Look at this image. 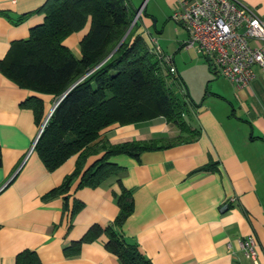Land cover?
<instances>
[{
    "label": "crops",
    "instance_id": "1",
    "mask_svg": "<svg viewBox=\"0 0 264 264\" xmlns=\"http://www.w3.org/2000/svg\"><path fill=\"white\" fill-rule=\"evenodd\" d=\"M44 1L0 0V59L11 42L27 39L29 30L42 22L43 14L35 9ZM132 1L127 0L130 9ZM180 1L141 0L142 16L134 33L150 35L151 26L161 31ZM241 1L264 21V0ZM88 26L87 21L62 40L76 58ZM177 26L175 41L180 48L187 33ZM252 72L250 82L241 87L206 73L205 93L189 97L184 115L196 133L193 138L142 151L136 158L112 156L110 161L121 170L93 188H75L74 179L66 209L60 195L48 199L42 195L73 170L77 155L47 170L32 147L38 125L30 109L20 104L32 95L40 98L42 122L52 97L19 87L0 73V264H14L15 255L24 249L33 250L41 264H120L104 250L103 235L82 243L76 254H63L89 225L112 221L118 212L113 196L117 182L130 190L133 205L119 230L151 264H254L236 242L246 235L255 241V264H264V69L253 65ZM177 134L156 117L113 123L99 132L98 140L117 143ZM100 154L86 157L83 168ZM73 199L82 206L70 214Z\"/></svg>",
    "mask_w": 264,
    "mask_h": 264
},
{
    "label": "trees",
    "instance_id": "2",
    "mask_svg": "<svg viewBox=\"0 0 264 264\" xmlns=\"http://www.w3.org/2000/svg\"><path fill=\"white\" fill-rule=\"evenodd\" d=\"M35 12L43 14L42 22L29 30L27 39L11 42L0 59V73L19 87L51 95L53 103L66 91L47 117L33 149L47 170L73 154L77 156L73 170L42 199L60 195L66 209L67 191L74 179L75 188H93L121 170L110 161L112 156L136 158L142 151L168 148L195 136L184 117L188 99L178 97L166 84L169 75L175 78L174 73L161 65L142 36L134 33L136 21L130 26L134 12L127 0H45ZM87 21L88 30L79 41L80 56L75 58L61 42ZM20 104L30 109L39 126L41 99L32 95ZM156 117H162L178 134L117 143L98 140L99 132L113 123L124 125ZM98 152L101 154L83 168L86 157ZM117 186L113 196L118 212L112 221L104 226L89 225L63 249L64 256L76 254L82 243L103 235L104 250L120 264H151L119 230L133 205L130 190L119 182ZM81 206L73 199L70 214ZM14 264L41 263L33 250L24 249L15 255Z\"/></svg>",
    "mask_w": 264,
    "mask_h": 264
},
{
    "label": "built area",
    "instance_id": "3",
    "mask_svg": "<svg viewBox=\"0 0 264 264\" xmlns=\"http://www.w3.org/2000/svg\"><path fill=\"white\" fill-rule=\"evenodd\" d=\"M141 8L136 11L135 19L140 16ZM169 18L187 33L182 47L205 56L214 73L234 86L250 82L253 65L264 69V21L241 0H182ZM149 39L152 48L148 50L161 65L169 66L171 57L162 52L154 37L149 35ZM45 121L38 126L32 147ZM226 207L227 203L221 209ZM236 242L243 256L255 264L253 236H243Z\"/></svg>",
    "mask_w": 264,
    "mask_h": 264
},
{
    "label": "rangeland",
    "instance_id": "4",
    "mask_svg": "<svg viewBox=\"0 0 264 264\" xmlns=\"http://www.w3.org/2000/svg\"><path fill=\"white\" fill-rule=\"evenodd\" d=\"M140 2L141 0L132 1L133 7L131 8V10L134 12V16H135V12L138 10ZM142 10H143V6L141 8V12ZM141 16L142 15L136 18L137 21L135 19L136 24H138V21L140 20ZM176 28H178L177 24L174 23L173 21H170L162 25L161 31H155L153 26H151L149 31H150V35L157 39V42L161 45L164 52L170 57H172L171 60H173L171 61L169 67L172 71V74L174 73L173 75H175V78L169 75L166 78V84L173 90V92L178 97L184 96L187 97V99L190 101L189 97L191 98L194 97L195 96L194 94L196 92H202L203 94L205 93V85H207L208 83L207 79L205 78L206 76L205 74L210 73V75L214 77L212 75L213 70L208 66V61L206 60L205 56L196 54L192 49H183L182 47L180 48L178 47L180 45H178V42L175 41ZM147 33H148L147 31L145 32L143 31L141 36L143 38L144 43L146 44V47L151 49L152 43L150 42L149 35ZM68 51L71 53L69 49ZM185 86L188 89V95H183L186 92Z\"/></svg>",
    "mask_w": 264,
    "mask_h": 264
},
{
    "label": "water",
    "instance_id": "5",
    "mask_svg": "<svg viewBox=\"0 0 264 264\" xmlns=\"http://www.w3.org/2000/svg\"><path fill=\"white\" fill-rule=\"evenodd\" d=\"M135 21V16L133 17V19H132V21H131V23H130V26L132 25V23ZM130 26L128 27V29L126 30V32L123 34V36L121 37V39L119 40V42L117 43V45L118 44H120L121 42H122V40L124 39V37L126 36V34H127V32H128V30H129V28H130ZM116 45V46H117ZM116 48V47H115ZM114 48V49H115ZM114 49L107 55V56H109L113 51H114ZM72 86V85H71ZM70 86V87H71ZM69 87V88H70ZM68 88V89H69ZM67 89V90H68ZM66 92V91H65ZM65 92H63L59 97H58V99L52 104V106H51V108H50V110L48 111V113L46 114V116H45V118L43 119V120H46V118L50 115V113H51V111H52V109L54 108V106L56 105V103L60 100V98L64 95V93ZM44 125V124H43Z\"/></svg>",
    "mask_w": 264,
    "mask_h": 264
}]
</instances>
